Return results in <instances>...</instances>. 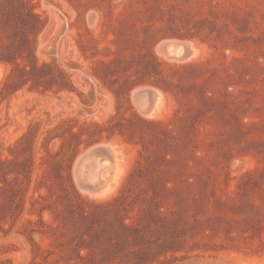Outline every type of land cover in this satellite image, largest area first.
I'll list each match as a JSON object with an SVG mask.
<instances>
[{"label": "rangeland", "instance_id": "374dc122", "mask_svg": "<svg viewBox=\"0 0 264 264\" xmlns=\"http://www.w3.org/2000/svg\"><path fill=\"white\" fill-rule=\"evenodd\" d=\"M0 264H264V0H0Z\"/></svg>", "mask_w": 264, "mask_h": 264}, {"label": "bare ground", "instance_id": "6f19581e", "mask_svg": "<svg viewBox=\"0 0 264 264\" xmlns=\"http://www.w3.org/2000/svg\"><path fill=\"white\" fill-rule=\"evenodd\" d=\"M166 42H176V41L175 40H166V39L162 40L157 45L156 49L160 53H162V55H164L167 59L179 60V59H182V58H186V57L190 56L193 53L195 54V52H194L195 48L188 41H186V42L184 41L185 45L183 46L181 42H178L180 44H178L176 48H174L172 51H170V54H169V57H168L166 52L162 50V45L164 43H166ZM149 92H150L151 100L153 102V106H152V109L147 112L148 115L151 114L152 111L155 109V107L157 106V103L159 102V98H160V93L157 90V88L156 89L155 88H150ZM139 97H140V95H139ZM161 101H162V99H161ZM95 148H102L103 151L105 152V153H103V152L101 153L100 152L99 154H103V155L100 156L99 158L97 156H95V157L92 156L91 158H89V162L92 163L93 168H94L93 169L94 172L91 174L90 180L93 183H97L98 185L96 187H93L92 185L91 186H89V185H85L84 186L83 185V186L86 189H88V191L90 193L96 194V195H101V194L106 193L109 190L111 184L115 182V180H116V174H115L116 167L117 166H118V168H119V166L122 167V164L120 162L119 163L120 165H118L119 158H118L117 152L112 147V145H110V144H100L98 146H94V147H92L90 149H87L84 153H82L78 157V159L76 160V163H79L81 160H83ZM90 168H92V167L90 166ZM93 170H91V172ZM117 174H118V172H117ZM100 179H105V182H101Z\"/></svg>", "mask_w": 264, "mask_h": 264}, {"label": "water", "instance_id": "95a60500", "mask_svg": "<svg viewBox=\"0 0 264 264\" xmlns=\"http://www.w3.org/2000/svg\"><path fill=\"white\" fill-rule=\"evenodd\" d=\"M178 44H180V43H178L177 41L176 42H166L162 45V50L165 51L169 57L170 51H172L174 48H176ZM182 45L184 46L185 44L182 43ZM182 59H184V58H182ZM139 95H140V98L142 97V99H143V111L145 113H147L148 111H150L152 109V106H153V102H152L151 97H150V92H149V90H144L142 92H139ZM100 152L105 153L102 148H95L84 159L91 158L92 156H94V157L97 156L99 158L100 156L103 155V154H99ZM100 180H101V182H105V179H100ZM85 185H89V186L92 185L93 187H96L98 184L93 183L90 180V183H84V186Z\"/></svg>", "mask_w": 264, "mask_h": 264}, {"label": "trees", "instance_id": "16d2710c", "mask_svg": "<svg viewBox=\"0 0 264 264\" xmlns=\"http://www.w3.org/2000/svg\"><path fill=\"white\" fill-rule=\"evenodd\" d=\"M1 163H4L3 161H1Z\"/></svg>", "mask_w": 264, "mask_h": 264}]
</instances>
